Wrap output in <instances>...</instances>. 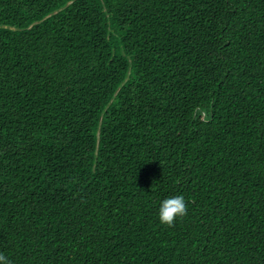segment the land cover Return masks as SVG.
I'll use <instances>...</instances> for the list:
<instances>
[{"label": "trees", "instance_id": "obj_1", "mask_svg": "<svg viewBox=\"0 0 264 264\" xmlns=\"http://www.w3.org/2000/svg\"><path fill=\"white\" fill-rule=\"evenodd\" d=\"M0 252L264 264V0H0Z\"/></svg>", "mask_w": 264, "mask_h": 264}, {"label": "clouds", "instance_id": "obj_2", "mask_svg": "<svg viewBox=\"0 0 264 264\" xmlns=\"http://www.w3.org/2000/svg\"><path fill=\"white\" fill-rule=\"evenodd\" d=\"M187 200L183 194L169 196L163 199L159 205V219L163 224L172 226L176 219L187 215ZM0 264H10L7 256L0 252Z\"/></svg>", "mask_w": 264, "mask_h": 264}]
</instances>
